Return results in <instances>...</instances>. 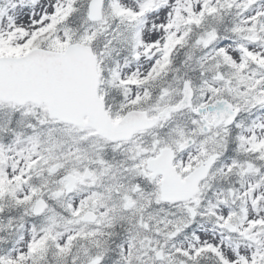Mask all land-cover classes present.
I'll return each mask as SVG.
<instances>
[{
  "label": "snow or ice",
  "instance_id": "obj_1",
  "mask_svg": "<svg viewBox=\"0 0 264 264\" xmlns=\"http://www.w3.org/2000/svg\"><path fill=\"white\" fill-rule=\"evenodd\" d=\"M0 264H264V0H0Z\"/></svg>",
  "mask_w": 264,
  "mask_h": 264
}]
</instances>
